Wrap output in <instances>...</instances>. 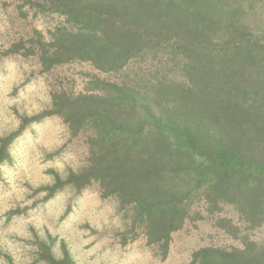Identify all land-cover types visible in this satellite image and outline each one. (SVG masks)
Segmentation results:
<instances>
[{
	"label": "trees",
	"instance_id": "16d2710c",
	"mask_svg": "<svg viewBox=\"0 0 264 264\" xmlns=\"http://www.w3.org/2000/svg\"><path fill=\"white\" fill-rule=\"evenodd\" d=\"M40 5L64 16L45 62L85 60L118 75L98 90L55 96L71 130L90 132L88 165L73 182L95 180L133 205L148 241L166 248L197 198L211 210L236 205L253 227L264 222V29L242 0ZM191 264H264V249L206 247Z\"/></svg>",
	"mask_w": 264,
	"mask_h": 264
},
{
	"label": "clouds",
	"instance_id": "9594fccd",
	"mask_svg": "<svg viewBox=\"0 0 264 264\" xmlns=\"http://www.w3.org/2000/svg\"><path fill=\"white\" fill-rule=\"evenodd\" d=\"M70 125L31 58L0 60V264H158L140 232L126 235L119 201L71 180L85 163L65 146ZM55 240L53 245L52 240Z\"/></svg>",
	"mask_w": 264,
	"mask_h": 264
},
{
	"label": "rangeland",
	"instance_id": "374dc122",
	"mask_svg": "<svg viewBox=\"0 0 264 264\" xmlns=\"http://www.w3.org/2000/svg\"><path fill=\"white\" fill-rule=\"evenodd\" d=\"M42 1L0 0V60L10 54L31 58L40 73L48 80L53 106L55 96L57 101L64 95L76 96L80 92L100 89L102 86L100 79L117 80V74L101 71L89 61L77 59L61 63L45 62L44 53L52 47L50 44L56 37L58 29L64 24V16L50 8L41 7ZM242 1L245 9L252 12L248 15L250 21L258 28L264 29V0ZM71 132L72 137L65 148L78 152L86 167L90 156V132L75 133L72 130ZM114 197L119 201L116 196ZM219 205V209L211 210V206L203 197L197 198L192 205L190 218L181 229L172 233L169 246L166 248L160 243H150L145 227L135 216L133 205H123L119 201L124 219L130 221L126 235L142 233L158 264H191L195 252L202 248L243 247L246 241H254L264 249V222L253 227L242 217L236 205L222 201ZM49 239L54 245L55 240L51 237ZM46 251L47 247L43 254ZM67 254L65 249V256Z\"/></svg>",
	"mask_w": 264,
	"mask_h": 264
}]
</instances>
